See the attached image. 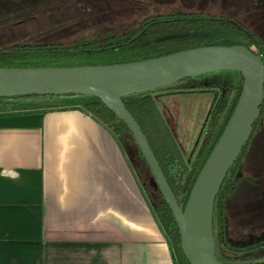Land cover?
Wrapping results in <instances>:
<instances>
[{
    "label": "crops",
    "instance_id": "obj_1",
    "mask_svg": "<svg viewBox=\"0 0 264 264\" xmlns=\"http://www.w3.org/2000/svg\"><path fill=\"white\" fill-rule=\"evenodd\" d=\"M0 264H174L129 153L81 108L0 115Z\"/></svg>",
    "mask_w": 264,
    "mask_h": 264
},
{
    "label": "trees",
    "instance_id": "obj_2",
    "mask_svg": "<svg viewBox=\"0 0 264 264\" xmlns=\"http://www.w3.org/2000/svg\"><path fill=\"white\" fill-rule=\"evenodd\" d=\"M169 17L171 19L168 20L149 17L138 23L136 32H112L103 38L94 37L79 40L72 47L38 46L19 48L14 51L21 56V61L17 63L9 61L0 52V68L108 66L157 59L197 48L235 46L245 47L260 57L264 63V41L235 20L226 21V18L223 17H206L199 13L190 15L172 14ZM177 28L183 32L182 38L167 39L165 41L155 40L154 38L155 35L153 34H156V32H166L169 29L176 30ZM222 73L225 75L224 81H211L200 84L202 79L210 75L208 74L174 85L185 90L204 89L216 91L213 107L208 116V132L199 149L196 146L188 158L189 162L192 155L197 151L194 161L191 162L190 169L153 96V94L170 87L151 93L135 94L122 98L126 109L146 137L164 177L182 209L186 205L200 170L225 129L242 89L243 79L239 73L234 71ZM71 107L81 108L97 121L111 128L119 143L129 153L130 160L135 167L139 180H141L140 182L150 206L159 218L163 229L171 238L174 264H189L180 248L179 233L173 214L161 196L150 170L135 144L133 136L127 126L108 110L101 101L95 98L73 95L62 97L26 96L0 99V115L37 113ZM263 115L264 100L260 107L259 118L253 125V131L261 122ZM251 138L252 135L227 173L216 196L213 212V232L215 243L217 242L223 247H228L227 198L235 189L237 175L243 170L244 156ZM230 235L232 237L235 234L229 233ZM255 248L257 249L258 247ZM248 264H264V261Z\"/></svg>",
    "mask_w": 264,
    "mask_h": 264
},
{
    "label": "rangeland",
    "instance_id": "obj_3",
    "mask_svg": "<svg viewBox=\"0 0 264 264\" xmlns=\"http://www.w3.org/2000/svg\"><path fill=\"white\" fill-rule=\"evenodd\" d=\"M198 13L236 20L264 41V2L234 9L227 0H0V52L17 63L21 56L14 51L19 48L72 47L79 40L112 32H136L138 23L149 17L168 20L172 14ZM169 30L154 33L155 40L184 35L179 28ZM222 72L210 74L200 84L224 81ZM161 92L153 94L157 107L190 169L188 158L208 132L216 91L171 86ZM247 150L226 202L228 247L216 242V256L227 264L264 261V115Z\"/></svg>",
    "mask_w": 264,
    "mask_h": 264
},
{
    "label": "water",
    "instance_id": "obj_4",
    "mask_svg": "<svg viewBox=\"0 0 264 264\" xmlns=\"http://www.w3.org/2000/svg\"><path fill=\"white\" fill-rule=\"evenodd\" d=\"M234 71L242 89L225 129L200 170L182 209L122 98L155 92L208 74ZM83 96L101 101L129 129L155 184L173 214L189 264H225L216 256L213 212L225 177L253 132L264 100V63L242 46L204 47L128 64L0 68V99Z\"/></svg>",
    "mask_w": 264,
    "mask_h": 264
},
{
    "label": "flooded vegetation",
    "instance_id": "obj_5",
    "mask_svg": "<svg viewBox=\"0 0 264 264\" xmlns=\"http://www.w3.org/2000/svg\"><path fill=\"white\" fill-rule=\"evenodd\" d=\"M228 4H231L233 6L234 9L236 8H241L243 6H246L247 4H260L262 2H264V0H227ZM171 19V18H170ZM226 21H232L231 19H229L228 17H226ZM236 21V20H235ZM239 23V22H238ZM216 95V94H215ZM215 98V97H214ZM211 112V110H210ZM210 114V113H209ZM209 116V115H208ZM260 124V122H259ZM254 132V131H253ZM253 132L251 135H253ZM248 151V150H247ZM247 153V152H246ZM197 154V151L192 155L191 160L188 162L191 165V162L194 161V158ZM246 155V154H245Z\"/></svg>",
    "mask_w": 264,
    "mask_h": 264
},
{
    "label": "built area",
    "instance_id": "obj_6",
    "mask_svg": "<svg viewBox=\"0 0 264 264\" xmlns=\"http://www.w3.org/2000/svg\"><path fill=\"white\" fill-rule=\"evenodd\" d=\"M187 165H188V164H187ZM190 166H191V165H190ZM154 213H155V212H154ZM155 216H156V218H157V222L159 223L160 227L162 228V232L164 233V235H165V237H166V242H167V244H169V246H170V247L172 248V250H173L172 242H171V238H170V236H168V234L166 233V231L163 229V226H162V224H161L159 218L157 217L156 213H155Z\"/></svg>",
    "mask_w": 264,
    "mask_h": 264
}]
</instances>
